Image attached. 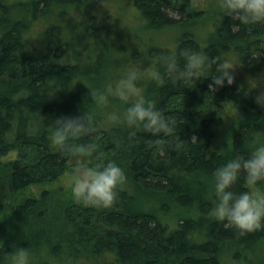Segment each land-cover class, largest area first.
<instances>
[{"label": "trees", "instance_id": "obj_1", "mask_svg": "<svg viewBox=\"0 0 264 264\" xmlns=\"http://www.w3.org/2000/svg\"><path fill=\"white\" fill-rule=\"evenodd\" d=\"M204 15L193 0H0V215L26 188L57 182L70 169L77 156L50 144L48 124L81 115L88 88L132 66L155 67L164 84L145 77L138 86L176 118L159 137L142 126L129 136L132 129L106 115L125 105L113 100L100 110L97 131L79 141L94 140L96 150L80 158L124 169L116 201L62 203L49 191L22 201L0 218V260L15 243L32 250V264H225L231 252L252 253L264 240V227L241 235L214 219L207 198L215 168L247 156L251 138L264 140L258 92L241 81L209 89L211 77L174 81L152 60L191 47L214 59L213 69L229 58L264 68V24L232 32L234 21L220 22L217 12L204 39L186 30L168 47L156 37ZM246 188L241 177L234 191Z\"/></svg>", "mask_w": 264, "mask_h": 264}, {"label": "clouds", "instance_id": "obj_2", "mask_svg": "<svg viewBox=\"0 0 264 264\" xmlns=\"http://www.w3.org/2000/svg\"><path fill=\"white\" fill-rule=\"evenodd\" d=\"M218 15L220 22L230 17L232 32L241 26L264 24V0H219ZM238 21V23H235ZM155 65H163L174 81H189L211 77L209 89L233 84L235 69L227 61L215 64L202 50L183 47L168 53H159L152 58ZM181 60L183 64L181 66ZM179 69V70H178ZM264 74L253 78L261 79ZM164 84L161 73L155 67L142 69L132 66L116 80H106L99 87L88 88L91 102H85V110L79 116H60L50 126V144L69 154L77 156L72 177L71 191L74 198L85 205L110 207L117 199V190L127 176L124 169L115 161L90 166L87 159H81L95 152L96 143L79 142L81 137L95 133L98 128V113L106 109L113 100L125 105L122 112H108L107 119L124 125L129 136L135 135V129L142 126L146 131L159 137L173 128L176 118L166 115L157 107L155 99L145 96L138 86L143 78ZM255 102L264 107V87L257 85ZM247 156L237 154L226 159L215 168L212 187L208 193L211 202L210 214L225 227H232L241 235L264 227V140L253 137L249 140ZM243 178L246 189L234 191V186ZM259 189L253 192L249 189ZM12 251L5 253L0 264H32L33 252L29 247L12 244Z\"/></svg>", "mask_w": 264, "mask_h": 264}, {"label": "rangeland", "instance_id": "obj_3", "mask_svg": "<svg viewBox=\"0 0 264 264\" xmlns=\"http://www.w3.org/2000/svg\"><path fill=\"white\" fill-rule=\"evenodd\" d=\"M197 8L201 11L205 12V15L202 17L203 21L198 22L196 25L190 28H170L165 29L162 32L155 34L159 40L160 44L164 46H173L174 41L181 34H183L186 30H192L196 33V37L199 39H204L212 28V23L217 19L216 13L218 12L219 0H193ZM131 17H127L126 19H130ZM140 25L139 21H135ZM137 27V26H133ZM228 63L231 67L235 69L234 81H241L244 86L249 88L250 90L257 91V85L264 87V76L261 79H253L261 74H264V68H259L256 65L252 66H243L239 64L235 59L229 58ZM230 119V118H229ZM228 119V120H229ZM232 123L229 121L226 122V129L231 126ZM14 157L17 155V152H13ZM77 159V158H76ZM76 159L70 162V169L57 181L50 184H41V185H33L26 188L20 194L15 196V201L12 202V206H10L9 210H13V208H17L22 201L30 198L39 199L43 195L45 191L54 192L57 200L62 203L65 202H75L77 199L74 198V195L71 191L72 177L74 175V168ZM9 210L7 212H9ZM6 212V214H7ZM59 212V211H58ZM57 212V213H58ZM0 215V218L6 216ZM48 218L51 220L56 219V215H50ZM236 252V251H235ZM240 252V251H239ZM252 253H246V251H242V255H239L235 258L232 255V252L229 254V257L226 258L225 264H264V240L257 243L255 248L251 251ZM244 253V254H243ZM234 254V253H233ZM241 254V253H240Z\"/></svg>", "mask_w": 264, "mask_h": 264}]
</instances>
